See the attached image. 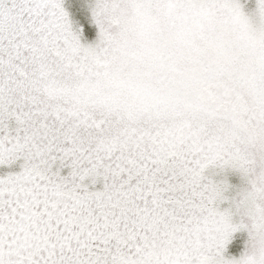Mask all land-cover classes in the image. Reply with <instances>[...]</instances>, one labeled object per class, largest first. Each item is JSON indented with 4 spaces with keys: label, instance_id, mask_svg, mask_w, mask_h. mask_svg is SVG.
I'll return each instance as SVG.
<instances>
[{
    "label": "snow or ice",
    "instance_id": "6c2138e0",
    "mask_svg": "<svg viewBox=\"0 0 264 264\" xmlns=\"http://www.w3.org/2000/svg\"><path fill=\"white\" fill-rule=\"evenodd\" d=\"M0 264H264V0H0Z\"/></svg>",
    "mask_w": 264,
    "mask_h": 264
}]
</instances>
